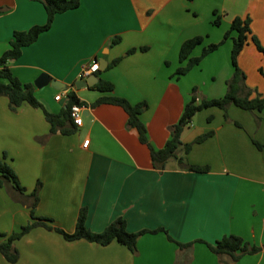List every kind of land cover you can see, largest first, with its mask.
I'll return each instance as SVG.
<instances>
[{"label":"crops","instance_id":"1","mask_svg":"<svg viewBox=\"0 0 264 264\" xmlns=\"http://www.w3.org/2000/svg\"><path fill=\"white\" fill-rule=\"evenodd\" d=\"M192 4L191 0H79L78 8L55 15L46 32L6 63L18 81L33 86L35 99L47 113L64 111L67 93L83 104L80 126L61 135L49 133L39 109L20 106L11 111L0 97V162L15 173L23 197L39 183L33 214L72 233L77 212L84 208V224L90 232H100L122 218L130 233L163 229L171 239L162 232L141 234L132 254L114 242L106 246L66 242L55 232L36 227L14 243L18 252L14 264H264V57L258 63V53L248 47L239 59L250 55L262 73L261 81L245 83L249 98L263 100L260 111L231 105L225 111L204 109L182 132V143L211 133L192 144L184 156L188 165L207 167L203 173L180 169L175 160H168L162 170L154 169L147 145L138 141L134 129L126 128L124 111L111 104L90 105L110 95L131 105L145 102L140 121L147 144L154 150L162 148L168 128L177 122L191 88H196L194 82L174 76L179 45L202 35L207 39L200 50L220 41L219 34L213 38L201 27L203 23L207 27L214 8L208 9L203 21L199 7ZM44 21L40 0H0V55L13 32ZM249 27L264 48V16L259 26ZM114 37L117 44L109 45ZM130 49L135 51L127 54ZM115 59L119 61L107 69ZM90 60L104 67L94 75L97 81L110 83L112 92L74 87L82 65ZM217 72L198 93L195 89L197 99L224 94V82L232 71L224 61L215 77ZM40 78L44 79L35 87ZM58 94L62 96L55 101ZM10 190L8 184L0 187L1 202L8 200ZM1 206L10 225L3 233L18 232L15 227L29 222L27 204L17 211ZM227 235L259 251L235 263L219 259L205 244ZM175 243L191 245L179 249ZM0 264L8 263L0 256Z\"/></svg>","mask_w":264,"mask_h":264},{"label":"trees","instance_id":"2","mask_svg":"<svg viewBox=\"0 0 264 264\" xmlns=\"http://www.w3.org/2000/svg\"><path fill=\"white\" fill-rule=\"evenodd\" d=\"M40 4L42 5L45 13L44 23L42 25L32 26L26 31L13 32L8 42V48L0 55V97H4L6 99L8 109L11 111L16 110L20 106H28L30 108L39 109L49 126L50 134L58 132L61 135H68L74 128L68 116V109L72 104H77L79 106H83V104L79 102L72 93H67V103L64 111L57 115L49 114L35 99L33 95V86L29 83H21L18 81L5 66L7 62L13 61L20 56L22 48L34 43L41 33L46 32L50 28L55 15L78 8L79 0H40ZM211 24L213 26L219 25L218 16L213 19ZM249 24V19L246 16L243 18H232L229 23L228 30L223 34L222 40L218 43H210L201 47L200 54L198 56H191V54L194 48L203 43L204 37L195 36L181 42L177 52V60L180 66L174 73L176 78L186 74L190 69L198 65L202 58L215 51L218 46L227 39L231 41L229 62L233 69L231 76L224 83L225 92L219 98L197 99L195 95V88H191L189 99L184 104L177 122L168 128L169 137L162 148L154 150L147 144L145 127L140 121L141 113L147 108L145 102L131 105L125 99L110 95L100 97L90 105L111 104L120 107L127 116L126 128L134 129L136 131L138 141L147 145L150 162L154 169L162 170L168 160H175L180 169L197 173L206 172L207 167L188 165L184 160V156L189 152L192 144H199L211 135L210 132H207L196 137L191 143L181 142V134L184 129L189 126L193 116L197 112L209 108L225 111V109L230 105L247 112L260 111L263 108V100L261 98L258 96L249 98L250 93L244 84V74L237 68L236 65L237 57L248 42L251 43L257 53H264V49L260 46L258 40L251 34ZM118 40V37L112 38L109 45L117 44ZM139 50L144 51L145 49L139 48ZM134 51V49H130L127 54H131ZM118 61L119 59L111 61V63L107 66V69L114 66ZM259 72L261 73V71ZM262 75H264V73ZM91 89L100 93H110L112 92V85L108 82L98 80L91 87ZM178 152L180 155H178ZM6 184L19 194L24 192V189L19 186L16 175L11 167L3 162H0V187ZM38 186L39 183L37 182L35 188L29 194V197L31 198V202L29 204V216L31 219L29 223L21 227L18 232L9 233L8 235L0 234V256L8 264H14L18 260V252L14 243L28 231L36 227H42L49 231L51 230L58 234L62 240L66 242L83 240L99 246H106L114 242L124 247L132 254L135 253L136 239L141 234L162 232L169 240H171L166 231L163 229H157L155 231L142 230L136 233H130L126 231L125 222L122 218L114 219L100 232H90L86 229L84 224V208H80L77 212L73 232L66 233L55 227L51 219L34 216L33 209L38 202ZM175 244L179 249L188 248L191 245V243ZM205 245L209 252H211L214 256L219 259L221 257H225L230 263H235L241 256L254 254L259 251V248L250 246L243 242L240 238L233 235L223 236L214 241L212 244Z\"/></svg>","mask_w":264,"mask_h":264},{"label":"rangeland","instance_id":"3","mask_svg":"<svg viewBox=\"0 0 264 264\" xmlns=\"http://www.w3.org/2000/svg\"><path fill=\"white\" fill-rule=\"evenodd\" d=\"M191 3H193L192 7L196 8V9H197V7H199V10L197 9L199 12V20H203V21L205 20V18H208V17H206V15L208 13V9L210 7L214 8L211 10V12H209L211 17H210L209 23H207V27L204 26V23L201 27L204 28L205 32L208 31L210 36H212L213 38H216V35L219 34L220 37L217 36V38L219 37L220 41L222 40L223 34L228 30L229 23H230L232 18H234V17L243 18L246 16L249 19L250 25L257 27V26H259V24L262 21V18L264 16V11H262V10H264V8H262L264 6V0H191ZM216 16H218L219 25L213 26L211 24V22L213 21V19ZM202 36L205 39H207V35H202ZM231 36H232V34H231ZM230 42L231 41L229 39L223 41L218 46V48L216 49L215 53L212 56H210L209 58H207L208 56L202 58V60L198 63V65L194 66L186 74L182 75L183 81H185L187 83L194 82V84H196L195 89L197 90V93H198L199 87H201V84L204 81H211L212 78L214 77L213 74H215L219 69L221 70V67L224 64V61H225V65L227 64L228 67H230L231 71H232L233 68L229 62V58H228V54H227V51L230 50ZM248 47H251L254 50L251 43L248 42V44L243 48L242 53L248 51V49H249ZM197 49H198V51L197 52L193 51L191 56H194V54H197L196 56H198L200 54V51H199L200 48L197 47ZM244 50H246V51H244ZM241 54H239V56L236 59V65H237V68L244 74V84L247 83L250 86L252 84V82H254V81L255 82L257 80L261 81L260 79L262 78V75L259 72L257 65H255V63L253 62L250 55H246L242 60H239L241 57L240 56ZM257 55L259 58V60H258V63H259V61L262 60V58L264 57V53L263 54L258 53ZM175 61H176V63H178L177 55H176ZM238 62H239V66H238ZM178 64H177V68L180 66V64L179 65ZM252 67L254 69V73L253 72L251 73ZM175 70H174V73H175ZM220 70L217 72L215 77H218ZM250 90L252 91V89H250ZM254 96H255V94H254ZM187 129H188V127L184 129L183 133H186ZM183 133H182V135H183ZM179 152H178V154L181 153V152L180 153ZM10 189H11V187H10ZM30 192L28 194H26L25 197H23L22 196L23 193L18 194L16 191L11 189L8 194L6 193V196L10 202L8 200H4V201H2L4 203H2L0 200V206L2 203L1 208L5 209V206H6V207H8L7 210L17 211L18 206H20L22 208L24 204L25 205L27 204L28 205L27 208H29V204L31 202V198L29 197ZM0 199H1V197H0ZM17 213L18 212H15V214H17ZM1 214H2V211L0 209V234L7 235L6 233H3V232H8L7 230H9V227H10L9 221L7 222L6 216H3ZM6 215L8 216V220H10V217H9L10 211H8V213ZM17 217H20L19 213H18ZM30 219L31 218L29 216L28 220L30 221ZM25 225L26 224H24V226ZM20 228L21 227H19V228L15 227V230L19 231Z\"/></svg>","mask_w":264,"mask_h":264},{"label":"built area","instance_id":"4","mask_svg":"<svg viewBox=\"0 0 264 264\" xmlns=\"http://www.w3.org/2000/svg\"><path fill=\"white\" fill-rule=\"evenodd\" d=\"M98 71V64L95 60H90L86 64L82 65L79 73H78V79L80 81H84L87 77L90 75L96 73ZM62 95L58 94L54 97L55 101H58ZM82 107L77 104L70 105L68 109V116L73 124L74 127H79L81 124V115H82ZM87 141H84L82 143V147H86Z\"/></svg>","mask_w":264,"mask_h":264},{"label":"water","instance_id":"5","mask_svg":"<svg viewBox=\"0 0 264 264\" xmlns=\"http://www.w3.org/2000/svg\"><path fill=\"white\" fill-rule=\"evenodd\" d=\"M98 69L100 71H102L104 69V67L99 66ZM44 78H40L38 79L36 82H34V86L37 87L39 84H41L42 80ZM97 82L96 76L94 74L90 75L89 77H87L84 81H78L76 83H74V87L75 88H80V87H91L93 86L95 83Z\"/></svg>","mask_w":264,"mask_h":264}]
</instances>
